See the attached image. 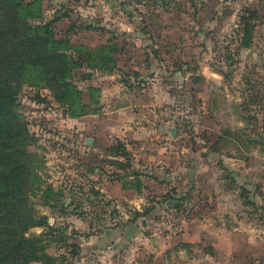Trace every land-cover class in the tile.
Returning a JSON list of instances; mask_svg holds the SVG:
<instances>
[{"label":"rangeland","instance_id":"374dc122","mask_svg":"<svg viewBox=\"0 0 264 264\" xmlns=\"http://www.w3.org/2000/svg\"><path fill=\"white\" fill-rule=\"evenodd\" d=\"M19 1L40 5L17 18L60 41L85 105L71 114L48 65L0 64L25 140L16 209L56 229L24 235L46 233L53 264H264L257 245L216 258L207 227L264 234V0ZM246 8L258 13L249 45ZM113 181L134 201L107 195Z\"/></svg>","mask_w":264,"mask_h":264},{"label":"trees","instance_id":"16d2710c","mask_svg":"<svg viewBox=\"0 0 264 264\" xmlns=\"http://www.w3.org/2000/svg\"><path fill=\"white\" fill-rule=\"evenodd\" d=\"M7 1L12 4L6 5L0 0V64L5 62L8 67H14L19 74L23 72L27 63L50 66L53 70L51 85L60 91L59 99L68 104L71 114L78 116V107L83 108L85 105L81 102V91L67 80L70 72L67 54L55 50L60 41L52 36L51 43L56 47L51 49L47 46L48 40L37 33L39 26H33L26 19L17 18L21 9L28 16L40 17V5L32 2L23 6L19 0ZM257 16V11L250 8L244 9L240 15V21L244 25L242 29L244 45L251 43L253 20ZM23 23L27 24L29 29L26 37L17 34ZM17 39L21 42H16ZM41 46L44 47L42 51L39 50ZM10 79L0 67V264H31L33 260L53 264L57 258L47 253L43 244L46 233L27 237L24 232L31 226H43L49 232L56 229L48 223L47 216L43 215L36 219L24 215L21 209L18 210L15 206L19 199L17 151L25 144V140L23 131L14 125L12 105L16 93Z\"/></svg>","mask_w":264,"mask_h":264},{"label":"crops","instance_id":"0c3cea01","mask_svg":"<svg viewBox=\"0 0 264 264\" xmlns=\"http://www.w3.org/2000/svg\"><path fill=\"white\" fill-rule=\"evenodd\" d=\"M120 107L126 108L129 106L121 105ZM116 187H119V190L113 194V188ZM102 190L105 191L109 196L114 195L120 197V199H125L128 202L134 201V196L131 192V189L120 187L117 181H113ZM209 222L210 225L207 227L211 232V235H209V238L211 239L210 244L212 245V250L214 251L213 255H215L216 258L217 255H220L226 259H233V255H241L245 253L251 258V253L246 251L253 250L255 245H257L258 252L253 254L259 259H264V234L263 236H258L256 238L250 237L249 239V233L235 232L236 229H239V227L232 225L226 220L217 219L215 221L210 220ZM114 231L119 234L118 238L120 239V233L116 230L109 232L110 235L113 236ZM184 240L188 241L190 239L187 237V235H185Z\"/></svg>","mask_w":264,"mask_h":264},{"label":"water","instance_id":"95a60500","mask_svg":"<svg viewBox=\"0 0 264 264\" xmlns=\"http://www.w3.org/2000/svg\"><path fill=\"white\" fill-rule=\"evenodd\" d=\"M174 132H176L175 128L173 129ZM89 141L91 142V138H89Z\"/></svg>","mask_w":264,"mask_h":264}]
</instances>
